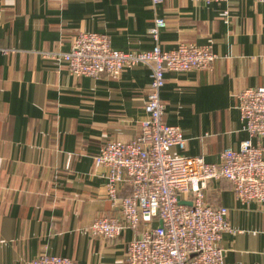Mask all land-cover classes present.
Instances as JSON below:
<instances>
[{
	"label": "crops",
	"instance_id": "0c3cea01",
	"mask_svg": "<svg viewBox=\"0 0 264 264\" xmlns=\"http://www.w3.org/2000/svg\"><path fill=\"white\" fill-rule=\"evenodd\" d=\"M157 18L166 22L164 51L211 45L216 55L211 71L168 73L161 100L165 123L186 138L185 150L172 152L219 164L249 137L237 96L264 85V3L0 0V264H31L44 253L78 264L125 263L139 232L115 240L89 234L97 219L121 216L94 156L107 142L142 134L151 72L138 66L119 79H77L53 55L70 52L80 33L107 35L119 51H150ZM119 193L130 195L131 185ZM205 200L229 210L224 264H264V205L237 201L227 180L210 182Z\"/></svg>",
	"mask_w": 264,
	"mask_h": 264
},
{
	"label": "built area",
	"instance_id": "2783aa9c",
	"mask_svg": "<svg viewBox=\"0 0 264 264\" xmlns=\"http://www.w3.org/2000/svg\"><path fill=\"white\" fill-rule=\"evenodd\" d=\"M152 1L157 5L162 0ZM193 1L211 4L228 0ZM165 27L164 19L155 20L149 33L156 45L146 52L119 51L107 35L80 33L70 52L53 55L65 62L70 75L77 79L101 75L119 79L127 69L138 66L151 72L142 134L127 142H107L94 156L95 164L105 171L102 177L107 196L121 216L97 219L89 234L115 240L126 230L139 232L128 243L124 264H224L221 240L225 233L233 232L229 210L208 204L205 191L210 182L227 180L237 201L264 205V85L237 96L243 130L249 135L239 150L226 149L219 164L208 163L204 157L174 154V147L185 150L186 138L180 128L164 121L161 90L166 75L211 71L216 55L211 45L181 44L164 51L159 33ZM127 182L132 193L121 196L119 186ZM31 264L78 263L44 253Z\"/></svg>",
	"mask_w": 264,
	"mask_h": 264
},
{
	"label": "water",
	"instance_id": "95a60500",
	"mask_svg": "<svg viewBox=\"0 0 264 264\" xmlns=\"http://www.w3.org/2000/svg\"><path fill=\"white\" fill-rule=\"evenodd\" d=\"M184 204H187V205H189V206H191V205H192V203H184Z\"/></svg>",
	"mask_w": 264,
	"mask_h": 264
}]
</instances>
